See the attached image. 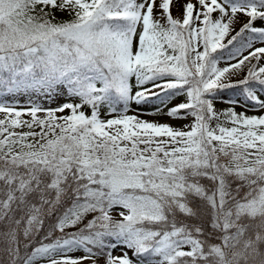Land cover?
<instances>
[{
	"label": "snow or ice",
	"instance_id": "1",
	"mask_svg": "<svg viewBox=\"0 0 264 264\" xmlns=\"http://www.w3.org/2000/svg\"><path fill=\"white\" fill-rule=\"evenodd\" d=\"M86 262L264 264V0H0V264Z\"/></svg>",
	"mask_w": 264,
	"mask_h": 264
},
{
	"label": "rangeland",
	"instance_id": "2",
	"mask_svg": "<svg viewBox=\"0 0 264 264\" xmlns=\"http://www.w3.org/2000/svg\"><path fill=\"white\" fill-rule=\"evenodd\" d=\"M173 14L174 15H178V12L174 9L173 10ZM257 46H261V45H257ZM245 54H247V53H245ZM233 62H235V61H233ZM220 66L223 67L225 65L222 63ZM18 99H19V101H20L21 104H26L27 103V99L25 97H19ZM33 99H35V97H33ZM40 102H44L45 103V106H48L47 105V102H45V101H40ZM176 102H179V100L174 101L173 103H176ZM51 106L55 107L56 106V103H53ZM216 106H217V108H224V107H228L229 105L217 103ZM133 107H135V106H133ZM242 110H244V109H242L241 107H237L236 108V111H238V112L239 111H242ZM248 114L251 115V114H257V113H254V112H251L250 111ZM141 118L142 119H146V120H150V121H152V120H160L161 122L177 123V121L168 120L167 117H163V116L143 115ZM183 122L184 121H181V123H183ZM114 254H119V252H116ZM129 254L131 255V253H129ZM70 255L80 256V255H83V253L82 252H75V253H71ZM86 264H90V262H86Z\"/></svg>",
	"mask_w": 264,
	"mask_h": 264
},
{
	"label": "trees",
	"instance_id": "3",
	"mask_svg": "<svg viewBox=\"0 0 264 264\" xmlns=\"http://www.w3.org/2000/svg\"><path fill=\"white\" fill-rule=\"evenodd\" d=\"M225 95L226 96H231L232 94H231V92H227V93H225ZM233 98H235V97H233Z\"/></svg>",
	"mask_w": 264,
	"mask_h": 264
}]
</instances>
